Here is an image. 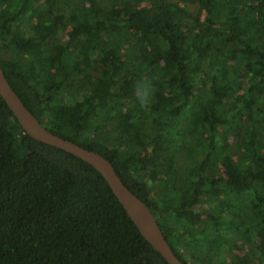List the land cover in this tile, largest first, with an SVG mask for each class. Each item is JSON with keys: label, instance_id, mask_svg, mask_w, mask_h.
Segmentation results:
<instances>
[{"label": "trees", "instance_id": "16d2710c", "mask_svg": "<svg viewBox=\"0 0 264 264\" xmlns=\"http://www.w3.org/2000/svg\"><path fill=\"white\" fill-rule=\"evenodd\" d=\"M181 1L0 0V64L48 129L111 160L185 264H264V0ZM0 264L170 263L0 94Z\"/></svg>", "mask_w": 264, "mask_h": 264}, {"label": "water", "instance_id": "95a60500", "mask_svg": "<svg viewBox=\"0 0 264 264\" xmlns=\"http://www.w3.org/2000/svg\"><path fill=\"white\" fill-rule=\"evenodd\" d=\"M0 94L6 100L26 133L44 143L70 152L92 164L108 181L113 192L124 205L129 216L138 226L143 236L170 264H185L171 247L151 208L123 182L111 160L99 151L85 148L48 129L18 95L9 82L1 64Z\"/></svg>", "mask_w": 264, "mask_h": 264}, {"label": "rangeland", "instance_id": "374dc122", "mask_svg": "<svg viewBox=\"0 0 264 264\" xmlns=\"http://www.w3.org/2000/svg\"><path fill=\"white\" fill-rule=\"evenodd\" d=\"M178 1H181V0H178ZM181 4L182 5L184 4L183 1H181ZM187 6H188V8L193 9V5L187 4ZM190 158H191V155L189 154V152L187 153V150H184V151L180 152V154H179L177 159H178V163L180 162V167L179 168L181 170L183 169V166L185 165V163L190 160ZM150 184H151V186L154 185L152 180L150 181ZM154 192H155V190H154Z\"/></svg>", "mask_w": 264, "mask_h": 264}]
</instances>
